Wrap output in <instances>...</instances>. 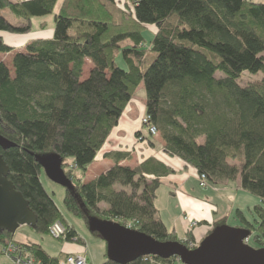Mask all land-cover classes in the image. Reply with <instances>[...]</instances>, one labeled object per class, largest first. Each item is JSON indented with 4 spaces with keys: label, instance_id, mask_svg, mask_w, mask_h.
<instances>
[{
    "label": "trees",
    "instance_id": "trees-1",
    "mask_svg": "<svg viewBox=\"0 0 264 264\" xmlns=\"http://www.w3.org/2000/svg\"><path fill=\"white\" fill-rule=\"evenodd\" d=\"M58 1L0 0V10L8 8L17 20L0 13V53L16 50L2 33L29 34L35 18L54 14L51 38H36L16 50L11 66L0 60V135L14 145L0 147V156L9 167L8 179L37 215L31 229L48 234L61 221L66 232L59 239L86 244L42 180L45 172L37 157L58 153L73 186L65 188V209L88 230V218L94 216L132 223L161 241L199 245L190 235L179 239L160 217L158 189L174 171L157 157L131 168L119 164L129 151L108 152L115 165L84 182L127 103L144 84L147 115L167 156L215 185L240 180L244 190L261 198L252 209L253 221L241 210L236 216L239 227L254 232V241L264 247V2L126 0L119 9L115 0H62L57 8ZM150 26L157 31L146 48L143 30ZM119 54L126 69L116 62ZM88 60L92 66L84 77ZM260 72V79L239 84L245 73ZM222 224L225 219L215 225ZM14 236L0 231L2 253L14 246L36 264H59L70 255H52L40 243H19ZM177 262L183 264L176 256H143L127 264ZM102 264L117 263L105 253Z\"/></svg>",
    "mask_w": 264,
    "mask_h": 264
},
{
    "label": "crops",
    "instance_id": "crops-1",
    "mask_svg": "<svg viewBox=\"0 0 264 264\" xmlns=\"http://www.w3.org/2000/svg\"><path fill=\"white\" fill-rule=\"evenodd\" d=\"M61 1H58L57 8ZM253 1L264 2V0ZM51 15L54 19L53 14ZM48 16L35 18L36 21L37 19L39 20L37 21L36 29L33 22L31 33L17 36L14 40H9L11 33H2L1 36H3L4 42L19 50L36 38H51L54 34V26L48 27L46 23L48 18L45 19ZM138 91L140 95L136 93L133 95L134 97H131L121 114L118 124L112 129L105 143L97 152L95 160L85 174L84 182L94 180L115 165L116 162L107 156L108 152L115 150L129 151V157L120 161L119 164L130 166L131 168H135L149 157L155 156L174 171L163 178L164 183L162 185H166L171 189L166 195H168L169 204L174 207L176 217L172 215L168 221L163 213V205L157 200L162 185L158 189L155 204L168 230L175 232L179 239L185 240L190 235L195 244L198 245L215 228L216 222L222 219H225L227 224H230L229 222L232 219L234 221L232 225L239 227L241 221L236 216L238 210L243 212L247 220L253 221L252 209L256 204L261 203L262 200L258 196L244 190L241 187L240 180L216 186L210 183L208 188H203L200 186L198 174L193 168L188 167L182 160L169 157L163 152L164 141L161 136L158 135L159 138H156L157 135L152 137L151 135L143 134L144 138H137L136 134L138 132L143 131L144 133L142 118L147 112V97L144 84L138 87ZM150 139L154 141V145L151 144ZM210 187L212 188L211 190ZM185 217H188V219L186 220ZM190 221L196 222L192 229H189ZM82 223V228H76V230L85 239V245L76 241H64V244L53 253L39 241H33L25 235L19 236L15 241L19 243H40L52 255L86 253L91 264H102L105 260L106 243L91 234L84 222ZM73 226L75 227L74 224ZM20 229L21 227L16 230V235ZM92 246L96 249L95 252L90 251ZM3 247L0 245V264H20L14 258L15 256L2 253Z\"/></svg>",
    "mask_w": 264,
    "mask_h": 264
},
{
    "label": "water",
    "instance_id": "water-1",
    "mask_svg": "<svg viewBox=\"0 0 264 264\" xmlns=\"http://www.w3.org/2000/svg\"><path fill=\"white\" fill-rule=\"evenodd\" d=\"M12 146L13 143L0 135V147L7 149ZM37 160L49 180L73 190L58 153L41 155ZM8 172L9 167L0 156V231L14 235L22 226L35 227L37 215L8 179ZM88 224L90 232L99 233L106 243L108 259L117 264H127L143 256L161 259L176 256L183 264H264V247L257 248L247 243L251 231L244 227L216 226L197 247L188 248L180 241H161L111 220L91 216Z\"/></svg>",
    "mask_w": 264,
    "mask_h": 264
},
{
    "label": "rangeland",
    "instance_id": "rangeland-1",
    "mask_svg": "<svg viewBox=\"0 0 264 264\" xmlns=\"http://www.w3.org/2000/svg\"><path fill=\"white\" fill-rule=\"evenodd\" d=\"M115 1H116V4H117V6H118L119 9H122L123 7L126 6V3H125L126 0H124V3H123V0H115ZM0 13L3 16H5L9 21H12L13 23H15L17 21L15 19L14 15L10 12V10L8 8L1 9L0 10ZM53 16H54V14H53ZM45 19H47L46 20V23H47L48 27L54 26V19H53L52 15H49ZM37 21H39V20L37 19ZM37 21H36V19L34 21V28L35 29H36ZM143 31H144L143 35H144V38H145V41H146V48H150L149 45H150L151 41L154 39V37H155V33L157 31V28L155 26H150L147 29H144ZM24 35H26V34H24ZM17 36H20V34H12L11 37H9V40H12V39L14 40V39L17 38ZM1 37L3 39V36H1ZM14 52H11V53H0V60L6 62L9 66H11L12 65L11 63H12V58H13ZM152 54L153 53L151 52L150 55H152ZM149 60H150V58L147 59L146 64L149 63ZM116 62H117V64L121 68L126 69V64L124 62V59H123L122 54H119L118 55V57L116 58ZM91 66H92V64L88 60L87 63H86V65H85V68H84L85 69V71H84V77H86L88 75ZM216 76L219 78V77H222L223 74L221 72H217ZM260 78H261V72L258 73V74L245 73L241 77V79L239 80V84H241V85L244 86V85H247L248 83L252 82L253 80H257V79H260ZM136 93H138V95H140V93L138 91V88L135 90V92H134L133 95H135ZM146 114H147V112L144 114V116ZM144 116H143V118H144ZM143 118H142V121H143ZM142 125H143V122H142ZM143 130H144V134L148 136L149 135V130H148V128H147L146 125H143ZM158 135L160 136V134H157V137L156 138H159ZM203 141H204V138H201L200 139V142H203ZM42 175H43L42 176V180H43V182L45 184V187H46L47 191L53 197L54 201L58 205V207L61 210V212L65 215L66 219L72 225L74 224L75 225V228L81 229L82 228L81 227V224H83L82 222H84V221L81 218L76 217V216L70 214L65 209V205H64L65 187H63V186H61L59 184H56V183L52 182L51 180H49L47 178V176L45 175V173H43ZM117 188H120V187L117 186ZM211 189L212 188L210 187V190ZM170 190L171 189L169 187H167L166 185H162V187L159 190L158 198H157V200L159 202H161V204L163 205V209H164L163 210L164 211L163 213L165 215V218L168 219V221L170 220V217L172 215L174 217H176L175 216V213H174V207L171 206V204H169V201L167 199L168 198V195H166V194H168L170 192ZM229 223L230 224H228V225L233 226L232 223H234V221L231 219ZM21 235H25L27 237H30V239H32L33 241H39L46 249H49L53 253H55L56 249H59L60 246H62L64 244V241L63 240L54 237L50 233H48V234L36 233L35 231H32L31 227H29V226H22L21 229H20V231L18 232V234L17 235L15 234L14 238L15 239H18V237L21 236ZM249 239L250 240L248 241V243L250 245H252L254 247H257V248L259 247L258 244L254 241V232H252L250 234ZM90 251L91 252H95L96 249L92 246V247H90ZM175 264H180V263L177 262Z\"/></svg>",
    "mask_w": 264,
    "mask_h": 264
},
{
    "label": "built area",
    "instance_id": "built-area-1",
    "mask_svg": "<svg viewBox=\"0 0 264 264\" xmlns=\"http://www.w3.org/2000/svg\"><path fill=\"white\" fill-rule=\"evenodd\" d=\"M150 121H151L150 116L146 114L142 121L143 125L147 126L149 132L152 135H157V131L152 126ZM198 180L201 187L207 188L210 186V183L205 174L198 175ZM185 219L187 220L188 217H185ZM189 224H190L189 229H192L196 225V222L190 221ZM126 226L132 228V223H129ZM65 232H66V227L61 221H56L55 223H53L49 230V233L56 238H60L64 236ZM248 241L249 238L247 239V243ZM17 253H18L17 248L14 246H10L5 254H8L10 256H15L14 258L20 264H36V262L32 257L29 256L23 258L21 254H17ZM59 264H91V263L89 261L87 254L83 253V254H70L66 258L62 259Z\"/></svg>",
    "mask_w": 264,
    "mask_h": 264
}]
</instances>
